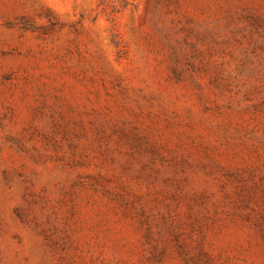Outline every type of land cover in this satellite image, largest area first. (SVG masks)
I'll return each mask as SVG.
<instances>
[{
	"label": "rangeland",
	"instance_id": "rangeland-1",
	"mask_svg": "<svg viewBox=\"0 0 264 264\" xmlns=\"http://www.w3.org/2000/svg\"><path fill=\"white\" fill-rule=\"evenodd\" d=\"M0 264H264V0H0Z\"/></svg>",
	"mask_w": 264,
	"mask_h": 264
}]
</instances>
